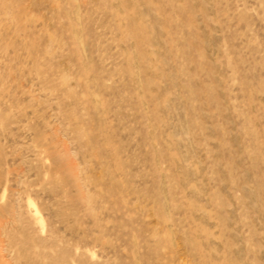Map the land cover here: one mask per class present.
<instances>
[{
	"label": "rangeland",
	"instance_id": "obj_1",
	"mask_svg": "<svg viewBox=\"0 0 264 264\" xmlns=\"http://www.w3.org/2000/svg\"><path fill=\"white\" fill-rule=\"evenodd\" d=\"M0 264H264V0H0Z\"/></svg>",
	"mask_w": 264,
	"mask_h": 264
}]
</instances>
